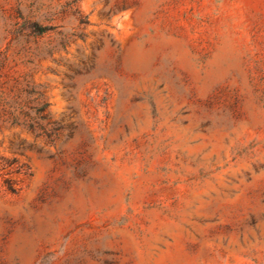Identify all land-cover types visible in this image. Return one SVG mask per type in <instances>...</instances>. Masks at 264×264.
<instances>
[{
	"label": "rangeland",
	"instance_id": "1",
	"mask_svg": "<svg viewBox=\"0 0 264 264\" xmlns=\"http://www.w3.org/2000/svg\"><path fill=\"white\" fill-rule=\"evenodd\" d=\"M0 264H264V0H0Z\"/></svg>",
	"mask_w": 264,
	"mask_h": 264
}]
</instances>
